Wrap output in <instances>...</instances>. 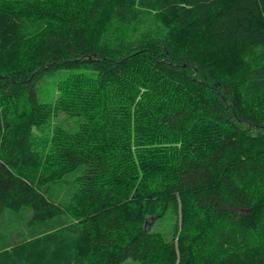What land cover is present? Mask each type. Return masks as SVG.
I'll list each match as a JSON object with an SVG mask.
<instances>
[{
	"label": "trees",
	"instance_id": "16d2710c",
	"mask_svg": "<svg viewBox=\"0 0 264 264\" xmlns=\"http://www.w3.org/2000/svg\"><path fill=\"white\" fill-rule=\"evenodd\" d=\"M5 208L0 264H264V0H0Z\"/></svg>",
	"mask_w": 264,
	"mask_h": 264
},
{
	"label": "rangeland",
	"instance_id": "374dc122",
	"mask_svg": "<svg viewBox=\"0 0 264 264\" xmlns=\"http://www.w3.org/2000/svg\"><path fill=\"white\" fill-rule=\"evenodd\" d=\"M49 90L46 85H42L39 90V98L44 101L50 100ZM70 120H67L69 122ZM77 170L70 172L65 176L64 182H58L54 185V189L59 190L61 194L70 191L74 176ZM30 209H21L19 211H13L5 208L0 217V246L4 243H16L18 238L26 236L30 229H28L27 218L30 215ZM36 225V224H35Z\"/></svg>",
	"mask_w": 264,
	"mask_h": 264
}]
</instances>
